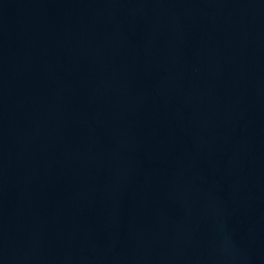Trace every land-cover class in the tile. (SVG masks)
Masks as SVG:
<instances>
[{
  "label": "water",
  "instance_id": "95a60500",
  "mask_svg": "<svg viewBox=\"0 0 264 264\" xmlns=\"http://www.w3.org/2000/svg\"><path fill=\"white\" fill-rule=\"evenodd\" d=\"M0 264H264V0H0Z\"/></svg>",
  "mask_w": 264,
  "mask_h": 264
}]
</instances>
